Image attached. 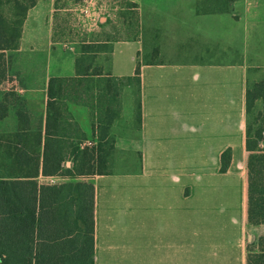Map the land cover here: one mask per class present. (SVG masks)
<instances>
[{"label":"crops","instance_id":"1","mask_svg":"<svg viewBox=\"0 0 264 264\" xmlns=\"http://www.w3.org/2000/svg\"><path fill=\"white\" fill-rule=\"evenodd\" d=\"M71 1L35 0L17 48L2 51L0 135L22 130L44 135L48 81L77 77L81 44L109 47L96 54H107V71L97 66L102 76L91 77L113 79L111 88L118 93L113 108L131 123L136 83L127 79L138 59L137 135L120 134L126 128L117 129L115 118L107 134L114 139L107 160L131 150L139 168L85 178L94 187L93 264H246L245 95L249 71L264 68V0H206L212 3L206 7L205 0H140L139 31L131 4L116 19L102 17L89 30L67 13ZM161 1L169 3L166 9ZM144 25L156 34L185 27L196 35L192 49L200 52L190 59L164 58L155 43L144 42ZM69 33L74 37L61 36ZM52 60L54 74L48 70ZM98 87L94 93L106 92ZM67 110L66 121L81 138H63L64 165L70 168L75 145H96L98 128L86 106L70 102ZM227 149L230 163L221 172ZM54 178L60 177L40 175L38 181H67Z\"/></svg>","mask_w":264,"mask_h":264},{"label":"trees","instance_id":"2","mask_svg":"<svg viewBox=\"0 0 264 264\" xmlns=\"http://www.w3.org/2000/svg\"><path fill=\"white\" fill-rule=\"evenodd\" d=\"M34 4L35 0H0V59L2 51L17 48L27 11ZM79 49L77 77L48 81L44 135L24 130L0 135V264H93L94 187L85 178L109 172L107 158L114 139L107 134L118 115L117 105L113 108L118 93L111 88L113 79L91 77L102 76L101 69L92 70L91 63L109 47L92 43L81 44ZM140 67L137 59L134 76L127 79L136 83L139 123ZM98 86L106 92L94 93ZM256 101L260 108L254 113ZM70 102L90 110L98 141L81 148L75 145L72 165L66 168L63 138L81 140L74 124L66 121ZM245 103L246 222L258 225L264 224V80L247 85ZM230 159L231 150L223 151L221 172L227 170ZM40 175L66 177L67 181L39 182ZM256 246L259 250L247 255L246 264H264V235L258 237Z\"/></svg>","mask_w":264,"mask_h":264},{"label":"rangeland","instance_id":"3","mask_svg":"<svg viewBox=\"0 0 264 264\" xmlns=\"http://www.w3.org/2000/svg\"><path fill=\"white\" fill-rule=\"evenodd\" d=\"M130 0H75L71 1V8L67 11V13L73 14L76 21L79 22L80 26L92 30L93 27L96 25L98 26L99 20L102 17H110L112 19H116L118 16V11L120 9H123L125 7H128L130 4L134 7L132 11L133 14H131L132 18L131 21L134 23V29L138 30L140 29V0H133L134 2H129ZM137 1V2H136ZM199 2V0H198ZM161 7L166 9V5L169 4L167 2H160L159 3ZM209 6L212 3H207L205 0V4L202 7H206V5ZM130 5V7H131ZM185 5V3H184ZM191 6H195V1H193ZM189 5V6H190ZM199 6V3H198ZM201 7V8H202ZM200 8V6H199ZM200 8V9H201ZM114 15V16H113ZM146 15V13H145ZM156 15V13H154ZM144 21V20H143ZM144 23V22H143ZM114 26L118 25L117 22L113 24ZM142 27V26H141ZM144 42L147 44L148 41L150 43H155V46H158L160 48L161 56L164 58H193V52H200L192 49L193 47H196L192 41L194 40L195 36L194 34H190L187 32L185 27H180L178 30H175L174 27H171L170 29L163 30L159 34L156 33H149L148 30L151 29V27L148 28V26L144 25ZM154 29V28H153ZM166 29V28H165ZM63 38L70 39L74 37L73 34H61ZM192 38V39H191ZM199 40V38H198ZM196 39V41H198ZM190 41V42H189ZM195 41V43H196ZM202 43V42H201ZM206 52V51H204ZM210 52V51H208ZM141 53L144 54V49H141ZM147 53V50H145V55ZM107 54L102 53L97 58L95 55L92 61V70L97 69V66L102 65L107 71ZM264 65V63H262ZM264 67V66H263ZM55 65L53 60L50 62L49 71L51 74H54ZM104 72L101 68V73ZM259 78V80H264V68L256 73L254 70L249 71L248 79L250 81V84L255 80ZM128 108V107H127ZM260 108V102H255V112ZM132 113V120L131 123H126L124 118H118L116 117V126L117 129H119V125L122 128H126V130L120 133V134H126L128 135V138H136L137 132L135 130V107L131 111ZM134 113V115H133ZM88 125V121L86 122ZM88 127V126H87ZM89 128V127H88ZM131 140V139H129ZM129 147H131L129 145ZM127 147V148H129ZM130 152V153H129ZM120 153V152H119ZM128 154L126 156H123L121 154H117L115 157H113V161L109 163V168L114 171H134V169L139 168V163H137V157L134 152H131V150L127 151ZM125 158V160H123ZM55 180H60L61 178H54ZM248 241H247V255L251 256L253 253L257 252L259 248L256 246V242L258 237L264 235V224H258V225H248Z\"/></svg>","mask_w":264,"mask_h":264},{"label":"built area","instance_id":"4","mask_svg":"<svg viewBox=\"0 0 264 264\" xmlns=\"http://www.w3.org/2000/svg\"><path fill=\"white\" fill-rule=\"evenodd\" d=\"M16 91H17V93H19V94H22V92H23L22 90H18V89H17Z\"/></svg>","mask_w":264,"mask_h":264}]
</instances>
